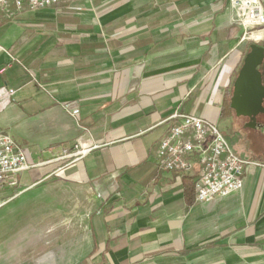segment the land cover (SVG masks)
Segmentation results:
<instances>
[{
  "label": "crops",
  "instance_id": "0c3cea01",
  "mask_svg": "<svg viewBox=\"0 0 264 264\" xmlns=\"http://www.w3.org/2000/svg\"><path fill=\"white\" fill-rule=\"evenodd\" d=\"M12 10L0 14V86L16 94L0 130L34 166L0 191V264H264V114L257 127L222 115L252 44L230 0ZM176 112L214 122L260 163L241 191L198 202L197 163L161 166ZM79 142L89 154L66 157Z\"/></svg>",
  "mask_w": 264,
  "mask_h": 264
},
{
  "label": "built area",
  "instance_id": "2783aa9c",
  "mask_svg": "<svg viewBox=\"0 0 264 264\" xmlns=\"http://www.w3.org/2000/svg\"><path fill=\"white\" fill-rule=\"evenodd\" d=\"M74 0H0V14L14 16L12 6L21 11L25 5L31 9H43L52 5ZM240 16V24L245 29V38L255 40L259 30L264 27V5L261 0H230ZM8 65L0 69L6 72ZM16 94V89L4 84L0 86V112L9 107ZM65 109L73 115L79 109ZM171 120L178 121L170 134L161 142L158 148V158L161 166L167 171H187L199 165V175L194 181L195 197L198 202H204L213 197H226L241 191L244 187V173L250 165H260L258 161L241 157L230 144L227 137L217 124L193 113L176 112ZM93 147L77 143L65 156L76 160L86 157ZM34 165L29 163L26 151L20 147L8 133L0 130V191L15 188L20 183V174ZM7 199L0 197V209Z\"/></svg>",
  "mask_w": 264,
  "mask_h": 264
},
{
  "label": "water",
  "instance_id": "95a60500",
  "mask_svg": "<svg viewBox=\"0 0 264 264\" xmlns=\"http://www.w3.org/2000/svg\"><path fill=\"white\" fill-rule=\"evenodd\" d=\"M264 64V46L255 42L245 56L235 80L231 107L238 117L249 118V126L257 127L264 114V81L260 67Z\"/></svg>",
  "mask_w": 264,
  "mask_h": 264
},
{
  "label": "trees",
  "instance_id": "16d2710c",
  "mask_svg": "<svg viewBox=\"0 0 264 264\" xmlns=\"http://www.w3.org/2000/svg\"><path fill=\"white\" fill-rule=\"evenodd\" d=\"M264 46V44H262ZM264 64L260 67L262 73H263V81H264ZM231 96H232V93L230 92V94L227 96V99L225 100V104L223 106V110H222V115L223 116H229V115H232L234 113V110L232 109L231 107ZM189 187V190H191V194L192 195H195V188H194V184L190 183L188 185Z\"/></svg>",
  "mask_w": 264,
  "mask_h": 264
},
{
  "label": "rangeland",
  "instance_id": "374dc122",
  "mask_svg": "<svg viewBox=\"0 0 264 264\" xmlns=\"http://www.w3.org/2000/svg\"><path fill=\"white\" fill-rule=\"evenodd\" d=\"M264 27H258V28H255V29H252V30H249V31H255V30H259V31H263ZM250 41V43H259V44H262V42L264 41V38L262 39H257L255 40V37L253 38H249L248 39ZM8 230V225H6V223L4 221H2V218H0V239L3 238L4 234H6Z\"/></svg>",
  "mask_w": 264,
  "mask_h": 264
}]
</instances>
